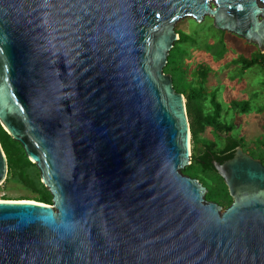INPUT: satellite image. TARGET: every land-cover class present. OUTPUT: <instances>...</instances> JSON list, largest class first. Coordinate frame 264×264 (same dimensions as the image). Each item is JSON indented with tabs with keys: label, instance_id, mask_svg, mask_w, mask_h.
Segmentation results:
<instances>
[{
	"label": "water",
	"instance_id": "water-1",
	"mask_svg": "<svg viewBox=\"0 0 264 264\" xmlns=\"http://www.w3.org/2000/svg\"><path fill=\"white\" fill-rule=\"evenodd\" d=\"M264 53V0H0V121L53 205L0 199V264H264V163L183 172L186 97L164 71L187 17ZM8 175L0 142V183Z\"/></svg>",
	"mask_w": 264,
	"mask_h": 264
},
{
	"label": "rangeland",
	"instance_id": "rangeland-1",
	"mask_svg": "<svg viewBox=\"0 0 264 264\" xmlns=\"http://www.w3.org/2000/svg\"><path fill=\"white\" fill-rule=\"evenodd\" d=\"M176 30L180 32L183 41L176 43L172 56L175 57L176 65L188 72L189 79L185 82L194 81L199 84L202 80L200 71L206 69L209 72V76L204 79L208 89L206 94L209 98L213 93L217 95V101L223 106L222 121L234 127L232 135L245 139L243 146L246 152L259 158L264 152V66L256 64L245 68L243 60L260 52L258 46L231 31L216 28L210 16H206L203 21H197L193 17L184 18L176 24ZM234 100L247 101L249 111L237 113L232 109ZM245 116L247 118L244 121ZM255 117L260 119L259 123ZM243 123L250 125L247 131ZM225 135L209 128L202 137L223 146L226 142ZM253 144L257 147H250ZM195 153L199 154L200 150L197 149ZM189 173L186 170V174ZM204 183L210 190L208 200L227 199L215 174L206 178ZM37 196L38 193L31 187L9 174L0 183V198Z\"/></svg>",
	"mask_w": 264,
	"mask_h": 264
},
{
	"label": "trees",
	"instance_id": "trees-1",
	"mask_svg": "<svg viewBox=\"0 0 264 264\" xmlns=\"http://www.w3.org/2000/svg\"><path fill=\"white\" fill-rule=\"evenodd\" d=\"M177 32L179 33V39L175 42L174 47L170 51L168 63L164 71L172 75L175 89L182 92L186 97V107L191 127L193 148L192 163L184 168L183 172L186 174V170H188L191 177L198 178L204 185V180L209 178L212 174H215L226 192L227 199L221 201V203L228 205L231 202V196L229 195L223 177L213 165L212 158L214 157L220 162L232 158L236 148L238 146H243L245 139L243 137L238 138L237 136L232 135L234 127L222 121L223 106L217 101V95L213 93L209 98L206 94L207 87L204 84V79L209 75V72L206 69L200 71V78L202 80H200L201 82L199 84H195L194 81L185 82V80L189 79L188 72L181 70V68L176 65L175 57L172 56V51L177 45L176 43L183 41L180 32ZM243 60L245 68H250L256 64L264 66V53L258 52L253 57L243 58ZM232 106L237 112L246 113L249 111V103L247 101L239 102L234 100ZM209 128L215 133L226 134L224 137L226 142L223 146H218L215 141L202 137ZM0 142L6 153L8 174L25 183L38 193L36 198L25 197L17 198V200L30 199L53 205V195L49 188L43 184L40 169L36 163L30 160L22 143L12 138L2 125L1 121ZM197 149L200 150L199 154L195 153ZM260 158L264 163V152L260 154ZM209 192L210 190L208 188L206 194L207 199ZM0 199L11 200L14 198L3 197Z\"/></svg>",
	"mask_w": 264,
	"mask_h": 264
},
{
	"label": "flooded vegetation",
	"instance_id": "flooded-vegetation-1",
	"mask_svg": "<svg viewBox=\"0 0 264 264\" xmlns=\"http://www.w3.org/2000/svg\"><path fill=\"white\" fill-rule=\"evenodd\" d=\"M256 147H257V145H256ZM244 148V147H243ZM245 150V149H244ZM246 151V150H245ZM248 153V152H247ZM249 154V153H248ZM251 155V154H250ZM251 156H253V155H251ZM254 158H257V157H255V156H253ZM258 159H261L260 157L258 158ZM262 160V159H261ZM263 162V161H262ZM225 182V181H224ZM226 184V183H225ZM227 189H228V186H227ZM228 192H229V190H228ZM224 193L226 194V192L224 191ZM229 195H230V193H229ZM231 196V195H230ZM212 201H215V202H217V203H219L220 205H222V209L223 210H225L227 207H229L230 205H231V203H232V201H233V199H232V197H231V202L228 204V205H224V204H222L221 203V201H218V200H212ZM222 201H224V200H222Z\"/></svg>",
	"mask_w": 264,
	"mask_h": 264
},
{
	"label": "crops",
	"instance_id": "crops-1",
	"mask_svg": "<svg viewBox=\"0 0 264 264\" xmlns=\"http://www.w3.org/2000/svg\"><path fill=\"white\" fill-rule=\"evenodd\" d=\"M209 76V75H208ZM208 90V89H207ZM233 109V108H232ZM237 112V111H236ZM237 113H239V112H237ZM248 116V115H247ZM247 117L245 116L244 117V121H245V119H246ZM256 118V117H255ZM256 120H257V123H259V121H260V119L258 120V118H256ZM243 125H244V123H243ZM250 126V125H249ZM248 126V124H245L244 125V129H246V131L248 130L247 128L249 127ZM259 127H260V124H259ZM261 128V127H260ZM262 129V128H261ZM263 130V129H262ZM232 133H233V131H232ZM262 133H263V131H262ZM238 138H240V137H242V136H237ZM255 147L256 148V144H253V145H250V147Z\"/></svg>",
	"mask_w": 264,
	"mask_h": 264
}]
</instances>
